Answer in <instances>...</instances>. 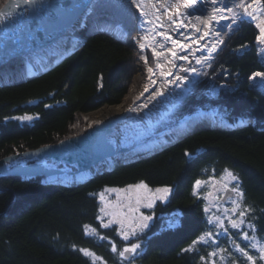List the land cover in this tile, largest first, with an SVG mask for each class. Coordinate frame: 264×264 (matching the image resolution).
<instances>
[{"label":"trees","instance_id":"16d2710c","mask_svg":"<svg viewBox=\"0 0 264 264\" xmlns=\"http://www.w3.org/2000/svg\"><path fill=\"white\" fill-rule=\"evenodd\" d=\"M7 1L0 0V7ZM86 15L85 27L75 33L80 38L75 51L52 69L42 72L36 64L38 74L28 76L27 68L20 66L27 56L0 67V159L83 133L72 129L80 115L118 104L129 92L135 52L103 30L122 25V33L131 36L136 30L133 12L119 0H95ZM257 35L246 22L226 30L219 50L172 114L179 117L198 107H218L231 122L238 117L254 122L230 130L197 131L143 160L96 172L84 183L58 185L42 176H0V264H131L119 255L126 245L116 225L105 228L97 218L103 217V223L110 218L100 212L99 193L141 181L155 187L175 183L171 207L185 212L183 229L151 238L141 264H202L181 250L201 226H218L210 211L202 221L200 204L189 196L193 179L203 176H216L224 188L238 186L243 193L219 212L228 229L224 232L219 226L220 264H251L239 248H246L256 264H264L259 247L248 249L249 241L264 245V86L250 80L256 71H264ZM149 57L152 60L151 52ZM25 115L33 119H17ZM201 148L205 151L199 154ZM246 208L251 211L241 228H232L229 218L239 222V212ZM243 232L250 239H243Z\"/></svg>","mask_w":264,"mask_h":264},{"label":"water","instance_id":"95a60500","mask_svg":"<svg viewBox=\"0 0 264 264\" xmlns=\"http://www.w3.org/2000/svg\"><path fill=\"white\" fill-rule=\"evenodd\" d=\"M92 1L43 0L42 6L21 4L14 7L16 0H9L1 9L11 8L13 15L0 22V66L15 56L56 41L72 27ZM67 53L69 52L66 51L65 54ZM127 118V114L122 113L97 123L82 134L62 139L58 143L11 153L0 159V176L16 175L26 178L42 176L46 177L49 184H62L59 181H52V177L65 173L76 175L109 157H116L118 163L130 162L147 157L163 148L156 146L155 149L139 153L137 147L140 144L129 146L115 143L113 137L116 129ZM208 127L207 123H201L182 132L175 131L174 140H180L194 131ZM193 159L194 157H191L189 160ZM47 160L52 161V164H47ZM54 162L63 166L60 167ZM71 165L75 166L76 170H73ZM229 195L227 191L223 199L226 200Z\"/></svg>","mask_w":264,"mask_h":264},{"label":"bare ground","instance_id":"6f19581e","mask_svg":"<svg viewBox=\"0 0 264 264\" xmlns=\"http://www.w3.org/2000/svg\"><path fill=\"white\" fill-rule=\"evenodd\" d=\"M152 2H157V0H150ZM167 2H175L183 4V0H167ZM226 3L231 5L233 2L238 3L239 0H225ZM187 4V2L185 3ZM184 4V5H185ZM220 5H212L211 6H204L201 10H198L195 12L197 16H203L201 17V20H195L194 24L198 23L196 28H200L201 32L207 31L208 27L205 23V21L208 20L212 13L213 7H219ZM260 6H255L254 8H249V11L253 12V16H247L243 13L241 9H235V11H238L241 13L239 17H237L236 21L238 20H250L254 24L257 23V19H254V17H258L260 19H264V13L259 11ZM138 13V11H137ZM226 15H231L230 13H225ZM195 16V17H197ZM138 21L140 23H143V17H140L139 13L137 14ZM216 30H220L225 24L231 23V20L228 21H220L219 24H216L215 22H212ZM260 34V33H259ZM201 35V33H197L194 28H192L188 33L186 34H180L175 40H177L179 43L182 44H189L190 47L186 50H182L179 47H173L171 41L170 43H167V46L169 49H172L173 51L177 52V58H173L171 55H168L167 50L165 49V42L163 41V38L159 37H152V39L148 38L147 41L143 40L144 35L142 33V29L140 30V33L133 38L131 43L133 44V47L135 48L137 52V59H138V72L135 75L134 81L130 87L129 92L126 94V96L123 98V100L115 105H105L97 110L91 111L86 115V118L89 119L91 123H97L104 122L107 119L111 117H115L119 114L126 113L128 118L125 122L121 123L118 128L116 129V134L113 137V140L118 145H139L140 138L143 136V134L147 133V130H150L151 127L154 125L155 122L159 120V118H162L175 104V102L182 96L184 91L189 86L190 82L195 78L197 75L199 69L204 64V62L207 59V56L209 55L211 44L213 43L212 37L215 36V33L212 32L208 37H205L204 40H201L199 45L194 43V41L197 40L198 36ZM151 43L150 47L156 48L157 51H163L165 52V57H160L159 59L156 58V65L155 67H152L154 70V74H149L147 69L150 67L148 61L145 63L144 57L146 56L145 49L148 47H145L144 49H141L139 47L140 43L149 44ZM208 42L209 47L208 48H202L201 46ZM259 50H260V56L262 61L264 62V44H261L259 40H257ZM74 44V41L72 38L68 37L67 33L60 37L54 44L47 46L44 49L39 50V54L42 55L41 57V63H44L46 65L52 63V61L58 57L60 54H62L64 51L70 49L72 45ZM163 44L164 47L161 48L160 45ZM188 55L189 59L188 61H185L183 59H179L178 57ZM197 57H206V59L202 60L201 63H196ZM171 61V62H169ZM157 63H160L164 66V69L166 71H169L172 73L167 80L159 75V68H157ZM20 66H25L26 68L30 67V70L32 71V64L28 61L25 63H21ZM194 68L196 69L195 72L189 71L187 73L181 71L182 68ZM181 75L185 76L186 79L184 81H175V76ZM150 77V78H149ZM259 80L261 78L257 77ZM169 80L175 81L174 83H168ZM155 81V83H153ZM262 81V80H261ZM147 88L148 91H145L144 89ZM163 93L160 95L159 93ZM142 93V95H141ZM147 104V107H143V105ZM129 108H135L137 109L135 112L127 111ZM212 116L213 112L211 111H198L193 116H190L188 118L182 119L180 122V125L178 127L177 132H182L183 130H186L188 128L193 127L194 125L201 124V123H211L212 122ZM131 125H135L134 132L132 133V137L126 136V130L129 129ZM129 127V128H128ZM125 138H127L125 140ZM138 139L137 142L134 144V140ZM125 140V141H124ZM174 141V140H170ZM169 141V142H170ZM159 144V141H145L141 143L137 150L139 153L142 151H146L148 149H155L157 148L154 145ZM168 143V142H167ZM19 160V159H18ZM23 161H25L23 159ZM110 162V161H108ZM47 164H52L50 160L46 161ZM54 164L58 165L56 162ZM85 173H80L79 176H84ZM55 179V180H54ZM67 179H71L69 176H58L53 177L52 181H59V182H67Z\"/></svg>","mask_w":264,"mask_h":264},{"label":"snow or ice","instance_id":"6c2138e0","mask_svg":"<svg viewBox=\"0 0 264 264\" xmlns=\"http://www.w3.org/2000/svg\"><path fill=\"white\" fill-rule=\"evenodd\" d=\"M158 3H165L167 0H157ZM197 0H188V3L185 5V7L188 6H194L196 4ZM129 3L131 6H133L135 9L139 11L140 17H145L147 13L145 12L144 8L142 5L145 3V0H129ZM206 3H210L212 5H217L219 4V7H213L212 13L210 17L208 18L207 21H205L208 30L201 32L200 28H196L195 25H193V28L197 33H201V35L198 36L197 40L194 41V43L198 44L200 43L201 40H204L205 37H208L212 32L215 33L217 37L220 36V32L215 29L214 25L212 22H215L216 24H219L220 21H228L231 20V23H235L237 17L241 15L240 12L235 11V9H241L244 14L247 16H253V12L249 11V8H254L255 6H260L259 11L264 13V0H239L238 3L233 2L231 5L225 2V0H206ZM21 4L24 5H43V0H16V3L13 5L14 7H19ZM155 9V12L153 13L154 15L156 13H160V9L155 7V4L152 6ZM169 13V8L164 9V14L168 15V21L172 24H175L177 21L175 17L177 16H184V13L180 12L179 7H176L175 11L172 12L171 14ZM225 13H230L231 15H226ZM13 12L11 11V8H8L6 10H0V22H3L6 17H12ZM196 20H201L200 16L195 17ZM254 19H257L256 27L259 29V36L257 37V40L261 44H264V19H260L258 17H254ZM155 20L158 23V26L160 28H163L165 25L163 23H160V16L155 15ZM148 23H153L152 21H147ZM231 23L227 24V28H231ZM181 27H184L181 23ZM140 27H143V24H140ZM159 36H162L165 41H171L173 47H179L182 50H186L190 47L189 44H182L179 43L177 40L172 39V37L168 34H166L163 31H158L156 33ZM143 40L147 41L148 37L143 36ZM219 43H223L222 40L218 41ZM151 43L145 44V43H140L139 47L141 49H144L145 47H150ZM161 48L164 47L163 44L160 45ZM202 48H208L209 43L206 42L202 46ZM216 50V44L212 43L211 44V49L209 52V56L211 55V51ZM168 52H170L171 56L173 58H177V52L173 51L172 49H167ZM152 54L155 56L157 59L160 57H167L165 56V52L163 51H157L156 48H152ZM179 59H183L185 61H188L189 57L188 55H183L178 57ZM206 59V57H197L196 58V63H201L202 60ZM145 63H147V57H144ZM171 62V61H169ZM157 68H159V75L164 77L166 80L167 78L172 75L171 72L166 71L164 69V66L160 63H157ZM149 74H154V70L152 67H148L147 69ZM181 71L187 73L189 71L195 72L196 69L194 68H182ZM257 77L261 78L262 81H264V72H256L252 75L251 79L255 80ZM150 78V77H149ZM186 79L185 76L181 75H176L175 76V81H184ZM175 81L169 80L168 83H174ZM155 83V81H153ZM145 91H148L147 88L144 89ZM162 95L163 93H159ZM142 95V93H141ZM143 107H147V104L143 105ZM137 109L135 108H129L127 111L135 112ZM17 119L20 120H32L33 117L31 116H22L18 117ZM225 174L228 177H231L232 180H237V177L233 175L231 171L228 169L224 170ZM213 179L214 178H210ZM205 181H202L200 179H197L195 181V187L198 189ZM232 191L237 192V195L242 197L243 193L239 191L238 186H235L231 189ZM172 191L170 187H157L154 190L149 188L148 184L141 181L136 184H129L127 185L126 188H106L104 191L99 193V199L103 203V207L100 208V212L106 216H109L110 219L108 220V223H103V217H97L98 219H101L103 227L107 228L110 224H118L120 226V235L122 236L123 240L128 241L131 235H135L137 230L143 231L144 229L148 228L149 222L153 219L152 215H145L143 212H140V207H146L151 209L154 205L155 200H167L168 194ZM105 192L108 193H116V201H108L106 200L105 197ZM237 207H239V204H237ZM126 209V211H125ZM236 208H233V212H236ZM207 211V209H205ZM251 211L250 208H246L243 210H240L239 212V222L237 220H233L229 218V223L231 224L232 228L239 229L241 228V225L244 223V217L246 214ZM216 223L218 226L223 228L224 232H227L228 229L224 227L223 221L220 220L219 217L216 218ZM249 228H254L255 226L252 224L248 225ZM243 239L248 240L250 239L248 232H243ZM213 236L212 232H205L203 235L199 236L196 240L192 242V245H190L188 248L183 249V251H191L193 250V246L200 242H207L209 238ZM103 239V237H101ZM251 239L255 240V237H251ZM259 242L254 243L252 246L255 248L257 247ZM141 247L140 244L138 243H132L129 246H126L123 248L122 251L119 252L120 256H125L126 253H136L137 249ZM243 255L247 257V260L251 262V264H256V261L252 255H249L244 248H239L238 249ZM85 253V255H90V256H95V253L90 252L87 249H81ZM112 251L115 252L117 251L115 244L112 245ZM221 252H224V249H220ZM259 252H260V257L262 260H264V246H259ZM212 257H215L217 255L216 252H212L209 254ZM99 259V257H97ZM223 259V257H221ZM201 260H205V257H201Z\"/></svg>","mask_w":264,"mask_h":264},{"label":"flooded vegetation","instance_id":"af4514ba","mask_svg":"<svg viewBox=\"0 0 264 264\" xmlns=\"http://www.w3.org/2000/svg\"><path fill=\"white\" fill-rule=\"evenodd\" d=\"M200 179L202 181L208 182L210 178H199L195 177L193 183L190 187L189 196L195 200L196 203L200 204V212L203 216L210 211L213 216L219 217V195L218 188L216 185L209 186L208 184L203 183L198 189L195 187V181ZM144 182V181H143ZM146 183V182H145ZM148 184V183H147ZM149 188L155 189L157 187L150 186ZM170 187L172 191L168 194L167 200H155L154 205L151 209L141 206L140 212H143L145 215H152L153 219L149 222L148 228L143 231L137 230L135 235H131L128 241L121 239V242L126 246H129L132 243H138L141 245L137 249L136 253H126V259L130 261L131 264H141V259L144 256L146 248L151 242V238L166 233L168 231L177 232L183 229L185 222V212L182 211L179 207L172 208V199L176 192V184L164 185L163 187ZM207 209V211H205ZM120 227V226H119ZM117 231H119L116 226ZM202 232H212L213 236L207 240V242H200L193 246V250L187 251L191 255L197 258V261H200L202 264H220V252H219V226L213 227L210 229L208 227L201 226L193 235L187 238V242L183 245V249L188 248L192 245V242L196 240L199 236L203 235ZM119 236L120 231L117 232ZM148 241V245L145 246V242ZM181 250V253L185 251ZM216 252L215 257L210 256L209 254ZM205 257V260H201V257Z\"/></svg>","mask_w":264,"mask_h":264},{"label":"rangeland","instance_id":"374dc122","mask_svg":"<svg viewBox=\"0 0 264 264\" xmlns=\"http://www.w3.org/2000/svg\"><path fill=\"white\" fill-rule=\"evenodd\" d=\"M186 2L188 3V0H183V4L175 3V2H165V3L162 4V3H158V2H152L150 0H145V3L142 5V7L144 8L145 12L147 13V15L144 17V23H145V26L148 28V31H147L148 32V36L151 38V37H153L152 34L154 32L157 33L158 31L165 32L166 34L170 35L172 37V39L177 38L180 34H186L192 29L193 25H195V27H196V24H197V23L194 24V22L196 20L195 19V15H194L195 10L192 11V9H195L194 7L199 8V7L203 6V5L211 6L210 3H206V0H197L196 4L194 6H188V7H185V5H186L185 3ZM153 4H155L156 8L160 9V13H156L155 15H159L160 16V23H163L165 25L163 28H160L158 26V23L155 20V15L153 14L155 12V9L152 7ZM176 7H179L180 12L184 13L185 15L184 16L175 17L177 22L175 24H172V23H170L168 21V15L164 14V9L165 8H169V13L168 14H171L172 12L175 11ZM147 21H152L153 23H148ZM181 23L183 25H185V26L181 27L180 26ZM157 36L159 38L162 37V36H159V35H157ZM68 37H70V36L68 35ZM169 43H170V41H169ZM166 44H167V41H165V45ZM128 46L133 49V47L130 46V44ZM167 49H169V48L166 47V50ZM34 55L35 56H39V53H36ZM168 55H171L170 52H168ZM27 61H28V63L30 61L33 65H36V61L37 60L34 57V59H30V60H27ZM147 61H148L149 65H150V67H154L155 66V65H153V61L151 59L148 58ZM138 63L139 62H138L137 56L135 55V70H134L132 78H131V83L129 85V90H130V87H131V85H132V83L134 81L135 75L138 72ZM29 69H30V67H29ZM179 101H181V100L178 99L175 102V104L173 105L172 109H170L162 118H159V120L154 123V125L151 127V129L147 130V133L143 134V136L140 138L139 143H141V142L143 143L145 141H150V140H155V137H156V134H157V130H158L159 127L167 129V128H169V127L166 126V124L168 122L172 121L174 123V121L176 119H173L171 117V115L174 112V108L177 105V103H179ZM88 113H90V112H88ZM88 113L80 115L78 117L77 124L72 129H80L81 132H85L87 129L93 127L95 125V123L94 124L91 123L89 121V119L86 118V115ZM176 125L178 126V124H176ZM134 129H135V125H131L130 130L129 129L126 130V136L130 137V138H133L132 137V133L134 132ZM163 132H165V130ZM78 133H80V132H78ZM157 135H159V134H157ZM126 139L127 138H125V140ZM137 140L138 139L134 140V144L137 142ZM160 141H164V140H161V137H160ZM220 185H221V183H220ZM105 197H106V200L114 202V201H116L117 194L116 193H108V192H106L105 193ZM233 207H231L229 209H232ZM125 211H126V209H125ZM109 219L110 218H108V220ZM108 220H107V222H108ZM113 224H115V223H113ZM115 225L118 227V229L120 231L119 225L118 224H115ZM252 244H254V242H252ZM261 246H264V245L261 244ZM257 247H259V246H257ZM244 249L247 252V249L246 248H244ZM249 250H250V248H249ZM125 256H126V254H125ZM125 256H123V257H125Z\"/></svg>","mask_w":264,"mask_h":264}]
</instances>
